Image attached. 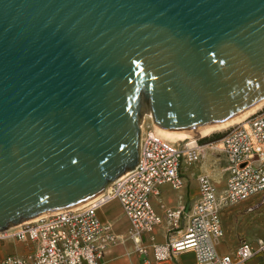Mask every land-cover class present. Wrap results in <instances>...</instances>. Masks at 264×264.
<instances>
[{"label": "water", "instance_id": "95a60500", "mask_svg": "<svg viewBox=\"0 0 264 264\" xmlns=\"http://www.w3.org/2000/svg\"><path fill=\"white\" fill-rule=\"evenodd\" d=\"M264 101V0H0V231L85 203L166 130Z\"/></svg>", "mask_w": 264, "mask_h": 264}, {"label": "built area", "instance_id": "2783aa9c", "mask_svg": "<svg viewBox=\"0 0 264 264\" xmlns=\"http://www.w3.org/2000/svg\"><path fill=\"white\" fill-rule=\"evenodd\" d=\"M200 141L198 136L171 141L146 129L140 140V163L112 182L110 192L104 191L83 207L41 215L1 233L0 239L24 242L28 251L8 253L0 264H103L111 246L128 240L134 244L133 251L145 257L143 264H168L185 251L193 252L194 264H249L264 256V236L243 240L232 252L219 250L225 235L222 210L264 194V107L227 128L217 143ZM215 143L226 160L224 188L219 190L208 174H198L199 197L183 236L157 243L156 230L164 220L169 232L181 228L184 207H164L161 215L152 204V196H158L165 183L182 188L184 171L200 162L206 147ZM115 199L130 222L123 235L116 234L112 224L102 222L98 214ZM263 202L254 203L247 211Z\"/></svg>", "mask_w": 264, "mask_h": 264}, {"label": "crops", "instance_id": "0c3cea01", "mask_svg": "<svg viewBox=\"0 0 264 264\" xmlns=\"http://www.w3.org/2000/svg\"><path fill=\"white\" fill-rule=\"evenodd\" d=\"M188 172V171H187ZM198 170L191 169L187 175L186 171L183 173L185 184L180 189L173 188L170 184L165 183L161 186L160 194L158 196H152V204L156 211L161 215H164V207L180 208L184 207V217L181 221V228L173 232H169L168 224L164 222L157 227L156 230V242L165 243L168 239H178L183 236L185 231V226L187 224L188 215L192 209V206L196 203L199 197V186H193V184L188 183V178H196ZM192 182V181H191ZM99 217L102 222L111 223L112 229L116 234H125L129 227L130 222L128 217L124 214L121 203L119 200L115 199L100 208ZM225 231V230H224ZM11 242L5 243L7 247L4 248V253L0 255V260L4 255L8 253H20L24 254L28 251V246L21 241L16 239H11ZM3 246V244H2ZM134 244L131 240L125 241L123 243H118L111 246L105 256L103 264H143L144 256L133 251ZM222 253H226L220 249ZM149 257H152L151 249L149 251ZM195 257L193 252L185 251L178 254L171 262L168 264H194ZM249 264H264V256H257L250 260Z\"/></svg>", "mask_w": 264, "mask_h": 264}, {"label": "rangeland", "instance_id": "374dc122", "mask_svg": "<svg viewBox=\"0 0 264 264\" xmlns=\"http://www.w3.org/2000/svg\"><path fill=\"white\" fill-rule=\"evenodd\" d=\"M146 126V129L153 130L155 123L153 121L151 110L148 113H144L142 121L140 123V140L143 133L142 126ZM229 128V127H228ZM226 129H220L213 132H207L200 135V142L206 144L208 142L219 140L225 133ZM219 138V139H217ZM206 147L204 150L205 156L202 160L194 164L191 168L186 169V175L191 169L198 170V172L208 174L216 187L222 190L225 185V167L226 160L222 148L220 145ZM184 171V172H185ZM188 171V172H187ZM189 176V175H187ZM188 183H192L193 186L198 188V180L196 178L187 177ZM192 181V182H191ZM264 199V194L257 195L252 199L236 204L226 206L222 210V222L225 230V235L220 243V249L224 252H232L243 240H255L258 237L264 236V202L256 206L252 211H247V208L254 203L260 202ZM12 238L0 239V255L4 253V248L11 242ZM132 242V241H131ZM3 244V246H2Z\"/></svg>", "mask_w": 264, "mask_h": 264}, {"label": "bare ground", "instance_id": "6f19581e", "mask_svg": "<svg viewBox=\"0 0 264 264\" xmlns=\"http://www.w3.org/2000/svg\"><path fill=\"white\" fill-rule=\"evenodd\" d=\"M263 107H264V101H261L260 103L250 107L249 109L242 112L238 116L233 117L229 120H226L223 122H218V123L202 124V125L196 126L193 129L187 128V129H178V130H166V129H163V128L155 125V127L153 126V132L160 135L161 137L168 139V140H171V141L186 140L187 138H193V137L203 135L207 132H213V131L220 130V129H226L232 125L243 122L247 117H249L251 114L255 113L256 111H258L259 109H261ZM142 129H143V131H145L146 126L143 125ZM110 186L108 188L106 187L107 189L104 190L105 193L107 191L110 192V190H111ZM104 191H102L101 193H99L95 197L103 196ZM95 197H93V198H95ZM93 200H96V199H93ZM90 201H92V200L90 199L89 202L87 201L85 203H82L81 205H79V207H83L85 205H88L90 203ZM33 219H35V218H33ZM33 219H30V220H33ZM16 226H18V225L11 226L8 230L15 228ZM5 231H7V230H5ZM5 231H0V234L5 232Z\"/></svg>", "mask_w": 264, "mask_h": 264}, {"label": "trees", "instance_id": "16d2710c", "mask_svg": "<svg viewBox=\"0 0 264 264\" xmlns=\"http://www.w3.org/2000/svg\"><path fill=\"white\" fill-rule=\"evenodd\" d=\"M217 139H219V138H217Z\"/></svg>", "mask_w": 264, "mask_h": 264}]
</instances>
